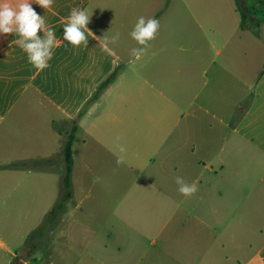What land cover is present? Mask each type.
I'll use <instances>...</instances> for the list:
<instances>
[{
  "label": "crops",
  "instance_id": "crops-1",
  "mask_svg": "<svg viewBox=\"0 0 264 264\" xmlns=\"http://www.w3.org/2000/svg\"><path fill=\"white\" fill-rule=\"evenodd\" d=\"M145 1L161 24L193 18L197 36L175 43L160 27L130 75L120 59H90V35L88 47L63 41L71 11L90 13V0L32 3L57 40L42 71L16 33L0 35V264H264V20L252 14L243 28L235 0ZM131 2L103 0L108 40L107 18L133 15ZM177 175L198 186L193 197ZM96 189L101 202L90 201Z\"/></svg>",
  "mask_w": 264,
  "mask_h": 264
},
{
  "label": "clouds",
  "instance_id": "clouds-1",
  "mask_svg": "<svg viewBox=\"0 0 264 264\" xmlns=\"http://www.w3.org/2000/svg\"><path fill=\"white\" fill-rule=\"evenodd\" d=\"M32 3L48 10L53 0H22L18 4H13L10 0H0V35L16 33L19 39L16 43L26 53L28 62L36 69L44 70L49 66V61L53 57V49L57 44L54 30L48 28L44 19L32 7ZM92 13L87 9L74 8L67 22L63 27V41H66L73 47H88V36L91 35L98 41L103 40L105 47L108 43L115 44L120 37L119 33L113 35L110 41L106 37H96L87 27L91 22ZM160 22L154 17L146 18L140 16L137 18L134 27L129 35L138 45L132 48L131 55L135 60H139L145 54L150 42L154 41L159 33ZM43 31V37L38 32ZM121 152L125 151L121 147ZM123 163L118 158L117 165ZM178 192L184 197H193L198 186L195 183L187 182L183 177H175Z\"/></svg>",
  "mask_w": 264,
  "mask_h": 264
},
{
  "label": "rangeland",
  "instance_id": "rangeland-1",
  "mask_svg": "<svg viewBox=\"0 0 264 264\" xmlns=\"http://www.w3.org/2000/svg\"><path fill=\"white\" fill-rule=\"evenodd\" d=\"M210 2L211 1L207 0L206 2H202V4L203 3L208 4ZM134 3L136 4V11H133V15L128 16L126 18H121V20L119 18H116V17H113V18L108 17L107 18L108 23L112 24V26H114L116 28L115 33L120 34L119 40L115 44L110 43V45H111L110 49L111 50H109V51L111 54L108 53V50H105L103 48V40L98 41L97 39H95L93 36L90 35V59L95 60V63H97V64L99 62H103L104 59L108 58V55L110 56V58H113L116 60L120 59L121 69L119 72L126 73V75H130L131 73H133V70L135 72V70H137L139 68V66L141 65V60L143 59V58H141L139 60H135V58L132 57V55H131L132 48L137 47L138 45L136 44V42L134 40H132L129 33L132 30V28L134 27V24H135L137 18L140 16H144L146 18L154 17L156 19H159L157 16L162 14V10H160L158 12V14H156V15L151 14V12L148 8V4H149L148 1L134 0V2H131V5ZM178 3L179 2L177 0L173 1L174 6H177ZM252 3H250V4H252ZM225 5H227V4L225 3ZM103 8H104L103 7V0H90V14L92 13V17H91V22H90V24H88L87 27L94 33V35L96 37H101V38L104 36L103 30H104V24H105L104 22L106 20V17H105L104 12H103L104 11ZM252 11L255 15H257L259 18L264 20V6L258 5L256 8H252ZM176 13H178V14H175V16H172V18H170V20L164 21L163 24L160 23V27H164L165 29H166V27H168L169 30L171 31V33H169V34L173 38L169 36V39H171L175 43L193 41L194 39H196L197 34L195 32H197V31L194 30V28L198 27L197 23L193 20V18L183 16L184 13L182 11H179ZM223 19L225 20V24H230V22L228 20L229 17H224ZM197 20H200V21L206 20V24L211 23V21L208 22V20L206 18L201 17V16L197 17ZM159 22H160V20H159ZM189 27H190V29H189ZM184 30L187 33L184 34ZM192 32H194V33L192 34ZM261 35L264 37V28L262 30ZM109 41H110V39H109ZM120 44H121V46H119ZM158 47H163V46L159 45ZM172 51L178 52L177 47H174L172 49ZM146 52H149V50H146ZM160 54L161 53H159L158 55H160ZM161 55H164V53H162ZM180 55L182 56V52H181V54L179 52V56ZM143 56H145V54ZM126 61H128V62H126ZM94 67L98 68L99 66L95 65ZM126 75H124V76H126ZM100 93H102V92H100ZM107 97L108 96H105V99ZM110 99L111 98L109 97L108 100H110ZM99 111H100V109L94 113L93 118L96 117V115ZM70 126H71V123L68 124V126L65 128V130L69 129ZM69 130H66V132ZM221 135L224 136L225 134L222 133ZM82 137H83L82 127L79 124L78 135H77V146H76V148H78V150H79V147L82 143V140H84V139H82ZM105 162H108V160H105ZM99 170L102 173L107 171V170H105V168L103 166L100 167ZM48 178L51 179V181H48V184H56L58 182L59 177L56 178L54 176H51ZM104 180H106V178L104 176L99 177L96 180V186H101V184ZM93 195L94 196L90 199V201L101 202L103 200V198H102L103 193L100 189L94 190ZM18 254L20 255V251H18ZM30 264H41V263L39 261L37 263H30Z\"/></svg>",
  "mask_w": 264,
  "mask_h": 264
},
{
  "label": "trees",
  "instance_id": "trees-1",
  "mask_svg": "<svg viewBox=\"0 0 264 264\" xmlns=\"http://www.w3.org/2000/svg\"><path fill=\"white\" fill-rule=\"evenodd\" d=\"M235 2H236V7H237V9L241 15V26L243 28L252 22V16L251 15L254 14L252 11V8H256L258 5L264 6V0H254L253 3L250 0H235ZM250 3H252L253 5ZM254 26H255V28H258L260 26V21L256 20L254 22ZM113 77L114 76L112 75L108 79V81L100 87V90L105 88V86L110 82V80ZM94 97H96V95H94ZM73 141H74V138L70 134V136L68 137V139L66 141L64 151H63L64 162H65V166H66L65 175H64V187L65 188H70V186H71L72 160H73ZM8 167H12V166H8ZM68 196H69V194H68ZM61 206L62 205L60 203L56 204L54 206V208L51 210L52 213L60 210ZM42 228L43 227L39 228L38 230H36L35 232L31 233L28 236V238L26 239L25 245H24L25 248L34 246V240L38 236V233L41 232Z\"/></svg>",
  "mask_w": 264,
  "mask_h": 264
}]
</instances>
